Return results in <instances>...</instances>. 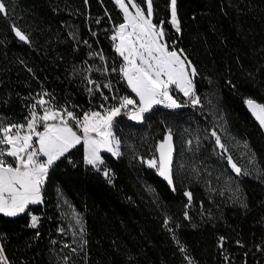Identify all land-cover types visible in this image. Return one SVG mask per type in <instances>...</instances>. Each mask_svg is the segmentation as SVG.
Instances as JSON below:
<instances>
[{
    "label": "trees",
    "instance_id": "16d2710c",
    "mask_svg": "<svg viewBox=\"0 0 264 264\" xmlns=\"http://www.w3.org/2000/svg\"><path fill=\"white\" fill-rule=\"evenodd\" d=\"M136 3L146 11L143 0ZM6 5L7 14L0 15V121L24 123L42 92L51 94L45 100L77 114L99 110L101 95L89 94L95 86L87 79L101 87L110 80L121 94L134 97L118 72L96 71L103 62L90 56L102 51L109 68L122 63L110 39L123 22L114 0H6ZM153 9L154 23L164 21L169 45L175 41L197 69L200 104L186 102L174 89L184 105L175 111L160 105L141 126L126 115L117 117L113 129L122 155L103 153L101 166L111 171L112 182L84 163L83 145L77 146L50 169L44 203L30 206L40 217L38 227L30 226L27 211L0 214V242L37 238L44 264H188L186 256L195 264H264V134L245 102L264 104V0H177L179 34L168 22L170 0H153ZM14 27L29 40L20 41ZM168 129L177 149L175 191L136 158L157 154ZM213 130L226 152L216 145ZM228 156L248 175H237ZM185 192L192 193L191 202ZM77 215L86 228L83 250L71 233Z\"/></svg>",
    "mask_w": 264,
    "mask_h": 264
},
{
    "label": "snow or ice",
    "instance_id": "6c2138e0",
    "mask_svg": "<svg viewBox=\"0 0 264 264\" xmlns=\"http://www.w3.org/2000/svg\"><path fill=\"white\" fill-rule=\"evenodd\" d=\"M87 2L88 0H85V4ZM115 3L122 10L123 22L114 26V33L110 39L115 42L114 49L122 58V63L119 67L113 64L109 68L102 51L92 52L90 56L99 57L103 62V68H97L96 71L105 75L109 72H118L138 99L128 95L121 97L114 95L112 99H118L117 104L106 106L105 103H101L99 111L88 110L77 114L69 106L58 107L52 104L51 99L45 100L44 97L51 94L42 92L38 94L39 99L31 104L24 123L5 124L0 121V214L16 217L27 211L30 215V226L38 227L40 217L31 214L30 206L44 203L43 188L50 169L81 144L84 147V163L97 171H102L103 176L111 183V171L106 166L101 167L105 165L101 153H110L116 158L122 155L121 139L113 130L114 121L122 111L132 121L143 122L145 114L151 112L156 105L170 109L180 108L184 105L173 95L174 88L187 98L186 102L190 101L193 106L200 104V97L196 94L194 84V79L198 75L197 69L184 50L175 47V41L169 45L165 39L164 21L153 22V0H143L146 11L141 4L136 3V0H128L127 3L125 0H115ZM6 14V0H0V15ZM96 22L99 23V20ZM168 22L176 33L181 32L177 0H170ZM14 32L20 41L29 40L20 28L14 27ZM83 43L87 45L88 41L85 40ZM87 82L95 86L88 88L90 95L99 92L103 101L109 100L103 89L113 91L114 86L110 80L104 83L103 87L93 79H87ZM245 102L260 125L264 127V104L257 103L251 98ZM41 126L42 130H39ZM211 136L215 139L216 145L226 152L227 149L221 142L220 135L213 130ZM188 143L191 144L192 141ZM156 153L148 159L136 158L149 168L155 169L157 174L171 186L172 191H175L174 145L171 129H168L166 135L159 141ZM227 158L237 175H248L232 161L231 156ZM184 195L191 202L192 193L185 192ZM185 217L187 218V212ZM168 223L169 221L165 220V227ZM75 225L78 226V230L74 231L73 235H79L80 248L83 250L88 241L84 238L86 228L83 218L79 215L75 217ZM60 231L63 232L64 229L60 228ZM225 240L223 236L219 238L220 248L224 247ZM177 243L179 244V240ZM236 243L240 244V241ZM65 247H69L73 253L77 251L70 245ZM180 250L185 251L183 246ZM185 258L188 264H195L192 258L188 256ZM68 259L69 257H65L66 261ZM225 259H228L227 256ZM0 264H10L3 244H0Z\"/></svg>",
    "mask_w": 264,
    "mask_h": 264
},
{
    "label": "rangeland",
    "instance_id": "374dc122",
    "mask_svg": "<svg viewBox=\"0 0 264 264\" xmlns=\"http://www.w3.org/2000/svg\"><path fill=\"white\" fill-rule=\"evenodd\" d=\"M114 2H115V0H114ZM125 2L127 3L128 0H125ZM119 9H120V7H119ZM153 22H154V12H153ZM114 44H115V42H114ZM132 98L136 99L135 97H132ZM165 109L169 110V111L175 110V109H169L166 107H165ZM38 111H40V109H38ZM40 114H42V112ZM104 153H106V152H104ZM108 154H110V153H108ZM75 217L76 216H73L71 219V223H72L71 224L72 225L71 226L72 227L71 233H72V235H73L74 231L78 230V226L75 225ZM73 238L77 239V240L80 239L78 234L75 236L73 235ZM0 244H3L5 254H6L7 259L10 262V264H44L43 243L37 238H13V239L10 238V239H7L5 242H0Z\"/></svg>",
    "mask_w": 264,
    "mask_h": 264
},
{
    "label": "water",
    "instance_id": "95a60500",
    "mask_svg": "<svg viewBox=\"0 0 264 264\" xmlns=\"http://www.w3.org/2000/svg\"><path fill=\"white\" fill-rule=\"evenodd\" d=\"M177 15H178V13H177ZM125 83H126V81H125ZM126 85H127V83H126ZM127 87H128V85H127ZM128 89H129L130 92H131V89H130L129 87H128ZM131 93H132V92H131ZM132 95H133L136 99H138V98L135 96L134 93H132ZM159 106H160V105H156V106H154L153 109H152V111H153L155 108L159 107ZM246 108H247L249 114L251 115V117H252V118L254 119V121L258 124V126L261 128V130H262V132H263V134H264V127H262V126L260 125L259 121L255 118V116L253 115V113L251 112V110L248 108L247 104H246ZM152 111H151V112H152ZM151 112L145 114V119H146V116H148L149 114H151ZM145 119H144L143 122H137V121H132L130 118H128V121H129L130 123H132V124L137 125V126H141V125L144 124ZM173 145H174V153H173V180H174V164H175V159H176V155H177V149H176V144H175L174 136H173ZM158 176H159V175H158ZM159 177H160V176H159ZM160 179H162L163 181H165L162 177H160ZM165 182L167 183V181H165ZM167 184H168V183H167ZM170 187H171V186H170Z\"/></svg>",
    "mask_w": 264,
    "mask_h": 264
},
{
    "label": "built area",
    "instance_id": "2783aa9c",
    "mask_svg": "<svg viewBox=\"0 0 264 264\" xmlns=\"http://www.w3.org/2000/svg\"><path fill=\"white\" fill-rule=\"evenodd\" d=\"M115 75H117V73H114ZM123 79H120V81H122ZM108 82V81H107ZM106 82V83H107ZM111 83H112V85L114 86V88H113V91L112 92H110V95H108L109 96V100L107 101V102H105V101H103V99H102V97H101V102L99 103V105L101 104V103H105L106 104V106H110V105H114V104H117L118 103V99H112V97L115 95V96H117V97H121V96H124L123 94H121L118 90H117V84L115 83V82H112L111 81ZM90 86H92V85H90ZM98 105V106H99ZM170 109V108H169ZM99 110H101L100 108H99ZM121 115H126L127 117H129L124 111H122V113H121ZM119 117V116H118Z\"/></svg>",
    "mask_w": 264,
    "mask_h": 264
},
{
    "label": "crops",
    "instance_id": "0c3cea01",
    "mask_svg": "<svg viewBox=\"0 0 264 264\" xmlns=\"http://www.w3.org/2000/svg\"><path fill=\"white\" fill-rule=\"evenodd\" d=\"M82 145V144H81ZM79 146V145H78ZM84 148V147H83ZM104 152L101 153V155L103 154ZM50 172V171H49ZM31 206H35V205H31ZM17 217V216H16Z\"/></svg>",
    "mask_w": 264,
    "mask_h": 264
},
{
    "label": "bare ground",
    "instance_id": "6f19581e",
    "mask_svg": "<svg viewBox=\"0 0 264 264\" xmlns=\"http://www.w3.org/2000/svg\"><path fill=\"white\" fill-rule=\"evenodd\" d=\"M168 111H169V110H168ZM174 111H175V110H174ZM152 112H153V111H152ZM152 112H151V113H152Z\"/></svg>",
    "mask_w": 264,
    "mask_h": 264
}]
</instances>
